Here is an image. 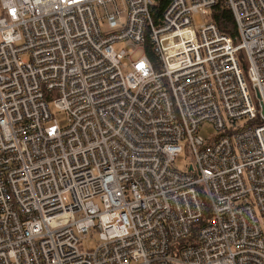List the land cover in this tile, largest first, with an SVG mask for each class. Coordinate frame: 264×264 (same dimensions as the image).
Returning a JSON list of instances; mask_svg holds the SVG:
<instances>
[{
  "label": "built area",
  "instance_id": "1",
  "mask_svg": "<svg viewBox=\"0 0 264 264\" xmlns=\"http://www.w3.org/2000/svg\"><path fill=\"white\" fill-rule=\"evenodd\" d=\"M218 2L0 0V264H264V0Z\"/></svg>",
  "mask_w": 264,
  "mask_h": 264
},
{
  "label": "trees",
  "instance_id": "2",
  "mask_svg": "<svg viewBox=\"0 0 264 264\" xmlns=\"http://www.w3.org/2000/svg\"><path fill=\"white\" fill-rule=\"evenodd\" d=\"M168 1L169 0H155V6L153 9L154 22L156 23L159 22L161 12ZM208 19L215 24V26L218 28V30L221 33L231 37L235 43L238 42L237 31L233 20V16L231 12L223 5V0H219L216 6L210 10ZM147 56L149 60L154 64L155 56L152 52H150L149 48H147ZM201 196L203 198V213L201 216V220L199 224H196L192 228L191 236L188 239L177 242L176 245L174 244V246H176L177 248H181L183 246H186L187 244H194L196 242L197 230L199 226L205 223L207 219L210 217V208L208 202L204 198L203 192Z\"/></svg>",
  "mask_w": 264,
  "mask_h": 264
},
{
  "label": "rangeland",
  "instance_id": "3",
  "mask_svg": "<svg viewBox=\"0 0 264 264\" xmlns=\"http://www.w3.org/2000/svg\"><path fill=\"white\" fill-rule=\"evenodd\" d=\"M0 17H1V12H0ZM204 21H208V18L207 17H201L199 14L192 16V24L195 26V28H197ZM100 26H101L103 31L106 30L104 23H100ZM131 47H134V46L130 45L127 42H118L114 45L113 48L116 52H119L122 49H128ZM140 53H141V51L137 50V54L134 56V59L138 58ZM240 62L242 64V66H246V61H245L243 56L240 58ZM127 71H129V69L124 70L123 72L125 73ZM254 100H255L256 107L258 109H260L259 103H258L257 99L255 98V96H254ZM53 117H54V119H55V121L59 127H63L65 125V117H64L63 113L53 112ZM215 133H216L215 128L210 124H204L203 126H201V128L198 132L199 136L202 137L203 139H209L210 137L215 135ZM187 161L188 160H187L186 155L184 153H182L176 158V160L173 164V167L177 168L178 170H183L185 168V164L187 163ZM259 222L261 225H264V217H259ZM96 244H97V234L95 233V234L87 235L86 238L83 239L79 243L78 246H79V249H81V250H87V249H93L96 246Z\"/></svg>",
  "mask_w": 264,
  "mask_h": 264
}]
</instances>
